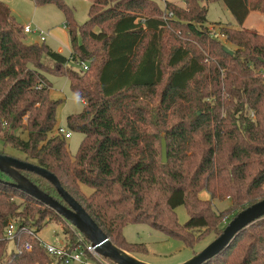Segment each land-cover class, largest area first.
<instances>
[{
	"label": "trees",
	"instance_id": "16d2710c",
	"mask_svg": "<svg viewBox=\"0 0 264 264\" xmlns=\"http://www.w3.org/2000/svg\"><path fill=\"white\" fill-rule=\"evenodd\" d=\"M34 1L64 13L72 53L26 43L25 26L0 1V140L54 174L116 246L137 251L142 246L128 243L123 230L147 223L192 247L195 233L222 216L214 200L229 197L235 214L264 200V35L243 29L252 12H264V0H207L223 1L240 27H221L225 42L206 25L200 0H186V8L94 0L81 26L64 0ZM44 72L66 75L84 103L67 118L68 129L84 135L74 156L64 136L49 138L61 101L51 98ZM22 174L68 206L50 182ZM12 183L0 172V264H56L38 237L47 219L61 222L72 243L75 236L54 210ZM202 191L211 200L200 198ZM180 206L189 214L184 224ZM10 223L13 240L6 237ZM205 264H264V218Z\"/></svg>",
	"mask_w": 264,
	"mask_h": 264
},
{
	"label": "rangeland",
	"instance_id": "374dc122",
	"mask_svg": "<svg viewBox=\"0 0 264 264\" xmlns=\"http://www.w3.org/2000/svg\"><path fill=\"white\" fill-rule=\"evenodd\" d=\"M12 11L13 16L21 26L31 25L33 29H39L45 33L46 40L44 41L53 50H63V54L69 57L72 53V46L68 33L67 19L64 13L56 5L50 4L45 6H37L34 0H0ZM94 0H64V2L73 10L74 19L78 26H81L88 20V12ZM160 7H165L166 3H172L182 8H186V0H154ZM200 4L208 9L206 25L212 30L213 35L225 42L223 35H220L221 27L240 28L233 15L230 13L223 1L208 2L200 0ZM246 20L243 29L252 32L261 33L264 35V12L252 13ZM26 43H42L39 33L34 32L26 35ZM79 44L82 43L80 34L78 33ZM233 47V45H229ZM74 70H81L82 65L78 63H70ZM44 75L51 84L50 96L54 100L61 101L56 113V127L53 132L49 133V138L54 137L59 133V129L71 133V137L66 140L68 150L74 156L79 149L84 135L81 132L71 131L67 127V118L70 115L80 114L84 109V103L75 95L70 88L69 80L64 74L55 72H44ZM18 135L27 140L26 132H18ZM0 154L11 156L15 159L34 163L35 161L29 158L22 151L5 145L0 140ZM82 190L86 195H90L93 190L85 185H82ZM200 198L211 200L207 191L200 193ZM232 199L224 198L223 200H214L212 203L213 211L222 214L218 222H214L211 227L201 229L195 233L193 239L196 244L189 246L180 239L169 237L164 232L157 230L147 223H136L127 225L123 234L127 242L130 244L141 245L137 251L128 252L140 261L147 264H184L192 259L195 255L202 252L209 244H211L222 233L218 230L224 229L238 215L232 211ZM178 220L184 224L189 219V214L185 206H180L176 210ZM62 220V219H61ZM65 220L63 219V222ZM66 222V221H65ZM72 231L75 227L66 222ZM217 230V231H216ZM38 237L45 243L63 247L67 244V236L64 233L63 225L55 219H47L46 225L38 233Z\"/></svg>",
	"mask_w": 264,
	"mask_h": 264
},
{
	"label": "water",
	"instance_id": "95a60500",
	"mask_svg": "<svg viewBox=\"0 0 264 264\" xmlns=\"http://www.w3.org/2000/svg\"><path fill=\"white\" fill-rule=\"evenodd\" d=\"M223 49L227 53L233 55V52L226 46H224ZM162 162L164 164L168 162L165 136L162 138ZM22 171L36 174L50 182L57 189L58 194L68 206L63 205L41 190L24 176ZM0 172L6 174L13 180L12 185L15 188L40 201L43 205L54 210L66 222L71 223L93 244L94 247H96L97 252L104 258L112 261L114 264H147L116 246L109 236L101 230L98 224L86 212L83 206L63 188L58 178L48 170L38 165L0 154ZM263 218L264 200H261L238 213L218 238L209 244L202 252L195 255L184 264H205L227 249L240 232Z\"/></svg>",
	"mask_w": 264,
	"mask_h": 264
},
{
	"label": "built area",
	"instance_id": "2783aa9c",
	"mask_svg": "<svg viewBox=\"0 0 264 264\" xmlns=\"http://www.w3.org/2000/svg\"><path fill=\"white\" fill-rule=\"evenodd\" d=\"M67 28V25H65ZM25 33L30 34L37 32L40 34L42 41H45V33L40 31L39 29H33L31 25H27L24 27ZM82 68L84 70L88 69L86 64H82ZM58 135H62L65 139H69L71 137V133L65 131L63 128L59 129ZM72 231V230H71ZM16 233V224L10 223L6 230V237L9 240H13ZM75 236V241L72 243L67 238V244L63 247L54 246L48 243L41 241V246L45 248L47 253L52 256L56 264H114L112 261L104 258L100 255L96 247L84 237L82 233H80L76 228L75 231H72ZM32 247L30 245L26 246V250H31Z\"/></svg>",
	"mask_w": 264,
	"mask_h": 264
},
{
	"label": "crops",
	"instance_id": "0c3cea01",
	"mask_svg": "<svg viewBox=\"0 0 264 264\" xmlns=\"http://www.w3.org/2000/svg\"><path fill=\"white\" fill-rule=\"evenodd\" d=\"M252 13H260V12H252ZM252 13H251V14H252ZM251 14H250V15H251ZM249 17H250V16H249ZM249 17H248V18H249ZM58 52H60V53H62V54L64 53L62 49H58Z\"/></svg>",
	"mask_w": 264,
	"mask_h": 264
}]
</instances>
